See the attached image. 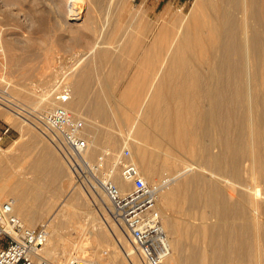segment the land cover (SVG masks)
I'll return each mask as SVG.
<instances>
[{
  "label": "bare ground",
  "instance_id": "obj_1",
  "mask_svg": "<svg viewBox=\"0 0 264 264\" xmlns=\"http://www.w3.org/2000/svg\"><path fill=\"white\" fill-rule=\"evenodd\" d=\"M22 1L0 0L2 5L8 7L11 16L16 19H20L21 15L18 14V11L13 13L11 8L18 6V3ZM63 1H66V5H64L66 6L65 12H59L58 10L55 12L59 16V23L63 25L73 24L77 29L83 26L81 28H85L89 33L95 37L97 36L95 46L91 51L84 54L83 52L76 53L75 68L83 60L90 59L93 56L99 57L98 54L100 55V52H103L104 57L108 59L110 51L107 53L108 50L105 47L102 50L101 46L104 44V38H102V36H105L104 33L109 37L114 35H121V38L124 37L126 42L119 49H122V51L128 49L130 51V48L134 49L142 46L140 37L143 39V36L148 31H157L152 44L145 49L146 53L140 67L130 78L121 96V98L128 100L126 105L129 104V99L131 103L133 98L135 101L132 100V103H134L136 108L138 107V110L136 109L138 116L135 120L134 118L132 120L129 119L125 114L121 118L125 124L126 133L118 132L117 138L111 132H104L101 135L97 124L90 125L83 114L85 95L82 84L84 80H81L83 75L81 73H79L80 75L77 74L78 77L69 83V87L73 92L72 98L64 106L75 117L83 119L86 125V133L91 142V147L84 152L83 157L91 162L98 161L101 155L99 153L102 152L100 149L102 144L101 137L104 136L113 147H119V141H121V145H129L132 148L129 163L139 167L148 183L155 182V179L160 174H163L161 173L163 169L171 172L174 179L169 186L162 190L158 199V208L161 213L163 226L169 235L171 247V253L166 259V264H264V221L260 220L263 213L261 209L264 206V0H197L185 15L175 13L172 7L168 6L161 14L158 22L153 24L143 22L134 26L130 25V23V26H128L127 21H124V16L127 15L124 12L126 7L125 0L121 4L119 2L117 7L114 6V0H112L113 3L110 4L109 14L106 15L108 19L109 17L111 18L109 21L113 24V27L109 30L105 28L107 25L104 27L103 24L101 27L95 24L94 21L96 15L94 13L95 11H100L99 7L103 1L102 3L99 2L100 0ZM29 8L31 12L28 13V17H38L40 21L42 20L39 30L42 37H47L50 31L44 28L43 23L45 22L43 19L46 11L43 12V9L39 10L32 5ZM54 8L56 9V7ZM136 14L139 17H143L141 9L132 13V16H137ZM40 21L38 20V22ZM77 36H79L78 33L75 37ZM130 43L133 45L130 46ZM137 49L134 50L137 51ZM153 53L157 54L159 59L156 60L154 57L153 59V55H151ZM196 58L203 59V63L208 61L209 67H211V70H207L210 74L205 72L206 76L208 75L207 80H209V85H205L206 88L204 85H200L204 80L202 75L204 72L200 73L202 76L197 75V79L199 81L202 80L201 82L195 81L200 85L198 86L197 84L198 88L197 86L195 87L198 93L193 88L194 84L193 87L190 85L193 79L197 80L194 75L198 73H196V69L191 68V66L194 67ZM86 67V72L89 74L95 69V66L91 64ZM105 79H107V75ZM53 80L50 77L47 81L43 92L36 102V106L31 105V107L35 106L39 112L37 113L42 114V117L44 112H49L50 108L60 104L55 97V91L59 90L61 81H55L53 84ZM193 89L197 93L196 95L195 93L193 94ZM13 90L16 92L14 93L15 96L21 93V90ZM27 94L26 96L28 97ZM196 96L200 98H198L199 100L203 98L207 100V104L205 103L206 105L203 106L199 105V103L197 104L195 102L196 99L195 101L192 100ZM132 103L131 106H134ZM12 106L16 105L11 104V106H5L4 109L14 112L13 115L16 117L15 125L19 120L27 128L29 127L28 124L31 125L55 147L53 148L49 145L50 143L44 140L40 141L41 153L44 156L40 154L33 159L34 176L38 174L36 178H39V173L43 174L45 170L46 173L44 182L43 180L40 182L38 179L37 186L43 185L52 194H60L62 190H68L67 192H69L71 183L63 180L67 177L65 180L69 178L71 181L72 176L65 169V160L61 157L62 154H59L57 148L59 141L55 137L56 132L47 124H44L41 121V117L32 118L31 114L36 112L34 107L27 106L22 112H17L13 110ZM195 106H200V109L197 111ZM259 106L261 107V112L257 114ZM101 113L103 121H107L108 113L106 110L103 112L101 110ZM198 114L201 115L198 116L200 119L196 118ZM4 115L6 116V112ZM198 120L201 123L203 121L208 123L204 124L203 122V125L208 126V129H206L209 132L211 131L209 133L211 140L208 144L204 142L205 140L203 142L200 141L202 142L200 143L195 138L194 140L192 139L199 132L196 135L193 132L192 134L195 136L190 137L191 134L188 130L196 131L197 127L195 126L200 124ZM194 121L199 124L193 126L194 123L192 122ZM201 126L199 125L202 130ZM203 129L204 131H202L205 133L206 129ZM207 130L206 133L208 132ZM88 131L93 134L89 135ZM203 132L200 134L203 135ZM188 138L191 139L189 142L188 140L186 141ZM19 142L21 143V141ZM28 142H31V140ZM198 144H200L199 149L198 147L195 149V146H199ZM214 148H217V151H214ZM3 151L0 148V152ZM19 151L21 152L22 150ZM46 162L52 165L48 164V166L45 164ZM189 162H192L194 166H191V164L188 167L187 163ZM114 163L112 164L113 166L117 164L116 162ZM187 168L189 169L187 170ZM245 170L250 174V183L242 179ZM115 172L114 181L123 190L128 189L129 185L122 179L118 166H116ZM30 179L26 182L21 181L18 186H7L6 183H0V198L3 199L2 195L7 191L11 197L6 200L12 202L15 213L27 225L35 226L39 220L47 218L50 235L47 243L41 248V255L51 264H65L63 262V253H67V249L62 248L63 255L56 256L59 253L58 249L63 231L61 226L66 218L74 217L70 218L74 220L77 216V211H79L78 209H81V206L85 207L82 204H79L80 207L76 206L81 191L71 194L72 198H70L69 202H72L70 204L73 211H71L72 209L69 211V205L62 204L60 210L55 212L53 201L56 195L45 198L43 191L39 194L40 196L35 195L34 190L36 187L32 184L29 185L31 183ZM213 179L226 183V186L229 183L233 184L237 190L238 199L233 202L227 201L221 187L217 185L218 183H214ZM60 180L63 181L60 184L62 189H54L53 187H56ZM75 189L77 188L75 187ZM91 191L92 194L89 195V198L91 197L93 202L91 200L92 204H87L86 206L87 210H89L88 213L92 212L91 208L95 206V211L102 216L100 217L105 222V215H108L113 220L112 207L108 199L98 189ZM244 202L253 208L254 212L252 214L245 210ZM64 204L66 203L64 202ZM64 206L68 208L66 209ZM84 210L81 212L87 214ZM205 210L211 212V218L216 219L215 224L208 225L209 221L207 222V220L209 219H207L208 214L206 215ZM174 211L187 218L175 216L176 213L174 214ZM198 211L199 213L201 211V217L197 215ZM195 216L196 218L197 216L200 217L202 222L195 226L192 225L194 227H189L186 219H195ZM80 217L82 218L83 216L81 215ZM92 219V224L89 223L87 229L83 228L81 223H78V226L82 228L81 231L83 233L88 231L87 233L93 237V241L96 239L97 251L91 253L92 257H94L89 259L95 264H100L97 259L101 257L99 254L104 247H107L109 240L106 238L107 236L99 237L96 234L93 227L98 219L94 213ZM229 219H239L241 222L236 223L233 221L234 223H230V226L229 222H227ZM89 229L92 230L89 231ZM118 229L120 230V233H118L120 237L115 236ZM113 232L116 241L129 262L131 264H144L140 254L133 247L131 248L129 240L121 232V227L116 221ZM190 240L192 243L193 241H201L206 245L205 249L201 250L202 248H198L197 244L195 245L194 243L197 248L189 250L190 245L188 243ZM203 244H201V247ZM85 246L81 243L77 247L82 256L83 254H88ZM108 255H110L114 264H125L124 261H119L117 252L111 251ZM72 256L78 257L81 255L74 252ZM84 257L87 256L84 255Z\"/></svg>",
  "mask_w": 264,
  "mask_h": 264
},
{
  "label": "rangeland",
  "instance_id": "obj_2",
  "mask_svg": "<svg viewBox=\"0 0 264 264\" xmlns=\"http://www.w3.org/2000/svg\"><path fill=\"white\" fill-rule=\"evenodd\" d=\"M46 1L48 2V4ZM102 1H103V3H102ZM111 1L112 0H100L99 2L102 3V4H100V7H99L100 11L99 12L95 11V13L93 12L94 15L96 14L98 16V18H96L97 16L95 15V20H94L95 24H98V26H101V27L103 26V24H104V27L107 25L105 28L108 30L111 27H113L112 22L109 21V20H111V18L108 16L109 17V19H108L106 16L109 14L108 12H109V9L111 7L110 4L113 3V1L112 2ZM123 1L124 0H114L113 4L115 7H117L119 2L121 4ZM196 1L197 0H125V4H126L125 6L126 7L124 8V12H125V15L126 14L127 15L124 16V21L125 22L127 21L128 26H130V25L134 26V25H137V23H143V22H146L148 24H151V23L153 24L155 22H158V19L160 18L161 14L166 10V8L168 6H171L172 10L175 13H178V14L180 13L182 15H185L190 11V9L193 7V5L195 4ZM104 3H106L105 6H104ZM30 5L38 8L39 10L43 9L42 10L43 12L46 11L45 17H44L45 20L43 19V21L46 22V26H45V22H43V23H44V28H46L47 30L50 31V34L48 35L50 37H48V36L42 37V35L40 33L39 26H41L42 20L40 21V19H38V17L37 18H35V17L32 18L30 16L28 17V13L31 12V9L29 8ZM64 5H66V1H63V0H23L22 2L18 3L19 7L14 6L13 8H11V9H13V11L11 10L13 13H16L18 11L19 12L18 14L21 15L20 19H16L15 17L11 16L10 10H8V7L6 5H2V3L0 2V136H2V140L0 142V148H1V151L4 150L3 152L4 153L6 152L5 154L3 152H0V161H1L0 162V169H1L0 173H2L3 178H5L4 183H6V185L8 184L7 186H9V185H12V186L17 185L18 186V184L21 181L26 182V181H29V179L31 178L30 179L31 183H29V185L30 184L35 185V187H36L34 190L35 195L41 194V191H43V195L45 196V198L50 197L51 195H54V196L56 195V197L54 198V201H53L55 204V209H54L55 212H58L57 210H60V208L62 207V204L66 205V206L69 205L71 207L70 203H72V202H69L70 198H72L71 194L72 193L75 194L76 192L81 191L80 196L78 198V201L76 202V206L80 207L79 204L80 205L82 204L85 207L81 206L82 208L78 209L80 212L77 211V216L75 217L74 220H71L74 217H70L71 219L66 218V220H64L65 225L63 224L61 226V229L63 231L61 234V242H60L59 249H58L59 253L56 256H62L64 254L63 255V262L65 264H68L69 260L72 257H74V256H72V254L74 252H77L78 255L80 254L81 256H79V257H84V255H85V256H87L86 258L93 259L94 256L92 257L91 253H94L97 251L96 250V242H95L96 239L93 241L92 240L93 237L91 235H89V233H87L88 231H86V233H83V231H81L82 228L80 226H78V223L79 224L81 223L82 224L81 226H83V228L87 229V226L89 225V223L92 224L91 220H93L92 219L93 213L98 219V220H96V225L93 227V229H95L94 231L96 232V234L99 237L104 235L105 237L107 236L106 238L109 240V242H108L109 244H107V247H104L101 250L102 254L101 253L99 254L101 256L100 258L97 259L99 261V263L100 264H114V262L110 258V255H108V254H110L111 251H115V252H117V254L119 256V261L122 260V262L124 261L125 264H131L129 262L128 258L125 256L124 252L121 250L118 242L115 239V236L120 237V236H118V233H120V230L118 229L117 232L115 231L116 232L115 234H117V235L113 234L114 233L113 228L115 225V221H113L114 219L112 220V218L108 217V215L107 216L105 215L104 216L106 219V222H105V220L101 218L102 216L99 215V213H97L95 211V209H94L95 206L92 208L90 207L92 212L88 213L89 210H87L88 208H86V206H87V204L91 205L93 202L91 197L89 198V195L92 194L91 193L92 191L88 188L87 184H85L86 181H81L77 178V176L75 174H72L73 171L71 172L72 169L70 168L68 162L66 161V158H64L65 157L64 154L62 153L63 147H62L61 143H59L57 145V148L59 150V154H62L61 157H63V159L65 160L64 161L65 169H67L68 174H70L72 176L71 181L69 180V178L67 180H65L67 177H65L63 180L64 182H70L71 183V188L69 189V192H67L68 190H62V191H60V194H56V193L52 194V192H50L48 189L44 188L43 185L37 186L38 179L40 182H41V180H43V182H44V180H45L44 175L46 173V170L44 171L43 174L39 173L40 177L36 178V176L38 174L34 176L35 173H34L33 159L40 154L42 156H44L41 153L42 148L40 146V141L44 140L47 143H50V142L48 140H46L44 135H42L40 132H38L34 127H32L29 124H28L29 127L27 128V126L26 127H25V125L23 126L19 120V122L16 123V125H15V122H16L15 118L16 117H15V115H13L14 112H10V111H7L4 109L5 106H11V104H13V105H16V106H12L13 110H15L17 112L18 111L22 112L23 109L26 108L27 106H30V107H31V105L36 106V102L39 99L41 93L43 92V89H44V87H45V85H46V83L50 77L54 79L52 81L53 84L55 81H58V80L61 81L60 82L61 86L59 88V90H61L62 86H68L69 87V83L73 82L74 79H76L78 77L77 74L81 73V75H83V76H81L82 77L81 80H84L83 81L84 83L82 82V84H83V90H84L83 92L85 94L84 100H83V114L87 118L86 121L90 125L91 124H97L98 129H100L101 135H103L104 132L105 133L111 132L114 137H116V136L118 137V132L122 131L123 133H126L125 124L121 120L122 116L125 114L131 120H132V118H134V120H135V118L138 116V113L136 112V109L138 107L136 108L134 103H132L135 100L133 98H132L133 101L131 100V103L134 106H131L130 99H129V104L126 105V102L128 103V100L125 98H121V96H122V93L125 91L124 89L128 85L130 78L134 75V73L140 67V64H141V62L144 58V55L146 53L145 49L152 44L153 39H154L157 31L156 32H154V31L149 32L148 31L143 36V39L140 37V39L142 41V42L140 41L142 46L140 48L137 47L138 49L134 48L135 50L137 49V51L130 48L131 49V50L129 49L130 51H128V49H126L127 51L124 50L125 52L122 51V49H119L120 46L122 44H125L124 42H126L124 37H122L124 39L121 38V35H118V36L114 35L113 37H109L106 33H104L105 36H102V38H104L103 39L104 41L102 40L104 44H102L101 46H102V50H104L105 48L108 50L107 53H109V51H110V53L108 54L109 57H107L108 59H106L104 57L103 52L102 53L100 52V55L98 54L99 57L93 56V57H90L91 60L90 59L83 60L81 63L78 64L79 66L77 65L75 68L74 62L76 60V56H75L76 53L77 52H83V54H84L86 52L91 51L93 49V47L95 46V43H96L95 39H97L96 38L97 36L95 37L94 35L89 33L85 28H81L83 26H80V28L77 29L75 27V25H73V24H67V25L60 24L59 23V21H60L59 16H57L55 12H56V10H58L59 12L61 11L64 13L65 7H66ZM102 5L104 6V8ZM54 7H56V9ZM139 9L142 10L143 17L142 16L139 17L138 14H136L138 17L135 15L132 16V13H135ZM37 19L40 22H38ZM55 20H57V21H55ZM109 22H110V24H109ZM129 23H130V25H129ZM77 33L79 36L75 37L77 35ZM73 35H75V36H73ZM92 37H93V40H92ZM132 45L133 44L130 43V46H132ZM49 53H50V55H49ZM151 55H153L152 58L154 57L156 60L159 59V56L157 54L153 53ZM92 58H94V59H92ZM131 59H132V61H131ZM93 60H94V62H93ZM203 61L204 60L201 58H196L194 65H193L194 67L191 66V68L196 69V73H198V74L194 75L196 77V79L198 76L201 75L200 73L204 72L202 74L204 76L203 81L202 80L199 81L198 79L197 80L193 79V81L190 82V85H192V87L194 84L193 88H195L197 86V84H198V86H200L201 84H202V86L203 85L204 86L209 85V80H207L208 75L206 76V74H210V72L207 70H211V67H209L210 64H208V61H207V63L206 62L203 63ZM90 64L95 66L94 68L96 70L93 69L94 71H92V73L89 74L88 72H86V70H87L86 66H88ZM83 68L85 69V71H83L84 70ZM108 70H110V72H108ZM107 72H108V74H107ZM205 72H206V74H205ZM89 75H90V77H89ZM106 75H107V79H105ZM190 76H192V75H190ZM195 81H197V82L202 81V82L199 85V83H197ZM204 81H206V82H204ZM52 82H51V84H52ZM203 82H204V84H203ZM21 86H22V88H20ZM198 86H197V88H198ZM206 86H205V88H206ZM24 88L28 89L29 91L24 89ZM100 88H102V89H100ZM13 89H15L16 91L21 90V93L17 92L21 96L19 94H16V96H15L14 93H16V92ZM195 90H196V88H195ZM263 91H264V89H263ZM24 92H26V93L24 94ZM56 92H57V90L55 91V94H56ZM194 93H195V91L193 89V94ZM197 93H198V91H197ZM197 93H195V95ZM26 94L28 95V97L26 96ZM198 98L196 96L192 100L195 101V99H196L195 102L197 104L199 103V105H202V106L207 104V100H205L204 98L202 100H199L200 98L199 99ZM203 100H204V102H203ZM201 101L203 102V104ZM35 106H32L31 108H33V107L35 108ZM96 107H97V109H96ZM54 108L55 107L50 108V110H52ZM195 108H197V111H198V109H200V106H197V107L195 106ZM129 109H131V110H129ZM35 110H36V108H35ZM50 110H48V111H50ZM101 110H102V112L104 110H106V112L108 113L107 114V116H108L107 121L108 122L103 121ZM258 110L259 111H257V114H259L261 112L260 106H259ZM5 112H6V116L4 115ZM37 112L38 111L36 110V112H33V114H31L32 118H36V116L41 117V121H42V114H38L39 112L38 113ZM40 113H42V112H40ZM46 113L47 112H44V115ZM2 115H4V116H2ZM120 115H121V117H120ZM196 116H197L196 117L197 119H200L198 116H201V115L198 114ZM198 121H196V122H198ZM203 122H204V124H208L205 121H203ZM203 122L201 123V121H199L200 124L199 123H197V124H199L200 126L202 125L201 127H202V130L204 131L203 128L206 129L208 126L203 125ZM192 123H194V125L191 124L193 126L197 125L195 123V121ZM199 125L195 126V127H197V130L199 129L198 131L197 130L194 131V130H190V129L188 130L189 133L191 134L190 137H192L194 134L196 135L197 132H199V134L200 133L202 134L203 131L201 130ZM19 126H20V128H19ZM110 129H111V131H110ZM206 130H205V133L203 132L205 135L200 134L201 135L200 136L197 133V136H196L197 138L193 137L192 139L194 140V138H195V140L197 142H200V141L203 142L205 140L204 142L206 144H208L211 140L210 134H209L211 131L209 132V130H207L208 131L207 133L209 135V137H208ZM23 131H24V133H23ZM200 131H202V132H200ZM30 132H31V135H30ZM193 132H195V133L192 134ZM88 133H89V135L93 134L90 131H88ZM103 137L104 136L101 137L102 144L100 146V149L102 152L99 153V155L101 154L100 156H102L103 154L108 153L106 156V159H105V164H110V161H111V164H113L114 162H119L121 166L129 163L130 157L129 158H123L122 154H123L125 149H128L130 151V153L132 154V148L129 145H125V144L121 145V141H119V144H120L119 147H117V148L113 147L109 143V141L107 142V138L104 137V139H103ZM186 137H187V135H186ZM29 140H31V142H28ZM187 140L189 142V140H191V139L188 138V139H186V141ZM19 141H21V143ZM197 142H196V144H197ZM202 142H200V143H202ZM54 143H55V141H54ZM49 145L52 146L53 144L50 143ZM198 145L199 146H195L196 147L195 149H197V147L199 149L200 144H198ZM21 146H23V147H21ZM28 146H29V148H28ZM52 147L55 148L54 146H52ZM10 148H11V150H10ZM7 150H9V152H7ZM19 150H22L21 151L22 153ZM25 150H27L26 151L27 153L24 152ZM111 151H112V153H111ZM214 151H217V148H214ZM5 158H6V160H5ZM16 158H18V159H16ZM14 159H16V160H14ZM114 159H117V160H114ZM48 162H50V161L48 160ZM48 162H46L45 164L50 165L51 163H48ZM189 163H187L188 167H190L191 164H192L191 166H194V164L192 162H189ZM246 164H248V163H246ZM66 166H68V167H66ZM68 168H69V170H68ZM188 169L189 168H187V170ZM161 173H163V174H160V176L155 179V182L157 180H159L160 178H162L165 174H168V173H169L168 175L171 176L172 179H174V176L171 174V172H169V170L167 171V169H165V170L163 169ZM227 179H226V181H227ZM242 179L245 182L250 183L251 179H250L249 172L247 173L245 170L243 172ZM63 181L60 180V182L56 184L57 186L55 185L56 187H53V188L54 189L58 188V190L62 189V186L60 184H62ZM210 181H211V179H210ZM212 181L216 184L218 183L217 185H219V187H221L222 192L224 193L223 195H224L225 199H227V201L233 202V201L238 199V196L236 194L237 190L233 184L229 183L228 186H226V183L218 182V180H216V179H213ZM228 181H230V179H228ZM153 183H154V181H153ZM219 183H221V184H219ZM74 186L77 189H75ZM79 189H81V190H79ZM73 191H75V192H73ZM225 191H226V193H225ZM65 195H66V197H65ZM10 197H11L10 195H6L5 198L3 196V199L2 198H0V199L2 201H5L7 198H10ZM41 197H43V196H41ZM65 198H68V199L65 200ZM56 200H58V201H56ZM91 200H92V202H90ZM55 201H56V203H55ZM64 202L66 204H64ZM73 204L75 205V203H73ZM66 206H64V208H66ZM70 207H69V211L71 209H72L71 211H73V208L72 207L70 208ZM244 208L247 212H249V214H252L254 212L253 208L246 202H244ZM83 210L86 211L87 214L86 213L84 214L83 212H81ZM261 210H262L261 212H263V213L261 214L260 220L262 219L261 221H264V206ZM205 212H206V215L208 214L207 215V219H209V220H207V222L209 221L208 225H213V223L215 224L216 219L211 218V216H212L211 212L209 210H205ZM175 213H176L175 216H178L179 218L180 217L181 218L186 217V216H183L182 214L174 211V214ZM198 213H199V211H198ZM198 213H197V215H199L201 217V211L199 214ZM81 215L83 216L82 218L80 217ZM200 217L197 216V218H196V216H195L196 220L194 218H190L189 220L186 219V221L188 222V226L194 227L195 225H198L200 222H202ZM193 219H194V221H193ZM69 220H71V221H69ZM210 220H212V221H210ZM45 221L47 223L46 217H45V219L43 218L42 220H39L37 222V224L45 222ZM233 221L236 223L241 222V220H239V219L238 220L229 219V221H227V222H229V224L230 223L232 224V223H234ZM231 224H230V226H231ZM192 225H194V226H192ZM90 230H92V229H89V231ZM101 231H102V233H101ZM121 232H123L122 229H121ZM123 234H124V232H123ZM84 236H85V238H84ZM81 243L84 246L86 244L85 250H87V253H88V254H83V256H82L81 252L78 251L79 249H77L78 245H81ZM189 243H188V245H190L189 250L197 248V247L198 248L200 247V248H202L201 250H204L206 247V245L203 244L201 241H193V243H192V241L190 240ZM194 243H195V245L197 244V247L194 245ZM198 243H199V245H198ZM129 244H131V243H129ZM201 244H203L202 247H201ZM130 246L132 248V244ZM62 248L67 249L69 253L67 252V253L62 254ZM78 252H80V253H78ZM187 252H188V250H187ZM74 255H76V254H74ZM225 264H228V263H225ZM236 264H238V263H236ZM241 264H244V263H241Z\"/></svg>",
  "mask_w": 264,
  "mask_h": 264
},
{
  "label": "built area",
  "instance_id": "obj_3",
  "mask_svg": "<svg viewBox=\"0 0 264 264\" xmlns=\"http://www.w3.org/2000/svg\"><path fill=\"white\" fill-rule=\"evenodd\" d=\"M72 93L70 87L62 86L55 94L60 104L47 112L42 122L56 132L55 137L63 147L62 153L77 178L86 181L90 190H100L108 199L113 218L144 264H166L171 247L158 208V199L162 190L171 184L172 177L165 174L150 184L133 163L122 166L119 162L115 166L105 164L108 153L95 162L84 158V152L91 147L85 122L64 106L71 100ZM130 156V151L125 149L122 157ZM116 166L120 168L122 179L129 185L128 189L123 190L114 181ZM49 235L46 222L27 225L15 213L11 201L0 200V264H51L41 256V248L47 243ZM68 264L95 263L78 256L72 257Z\"/></svg>",
  "mask_w": 264,
  "mask_h": 264
},
{
  "label": "crops",
  "instance_id": "obj_4",
  "mask_svg": "<svg viewBox=\"0 0 264 264\" xmlns=\"http://www.w3.org/2000/svg\"><path fill=\"white\" fill-rule=\"evenodd\" d=\"M0 170H1V169H0ZM1 176H2V173H1ZM4 179H5V178H3V176H2V178L0 179V183H1V184L4 183V181H5ZM2 182H3V183H2ZM7 185H8V184H7ZM3 194H4V195H2V196H6V195H8L7 191L4 192Z\"/></svg>",
  "mask_w": 264,
  "mask_h": 264
}]
</instances>
